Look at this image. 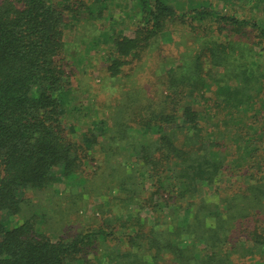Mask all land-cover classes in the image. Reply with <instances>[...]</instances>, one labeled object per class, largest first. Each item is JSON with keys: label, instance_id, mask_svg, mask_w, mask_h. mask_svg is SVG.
I'll list each match as a JSON object with an SVG mask.
<instances>
[{"label": "trees", "instance_id": "trees-1", "mask_svg": "<svg viewBox=\"0 0 264 264\" xmlns=\"http://www.w3.org/2000/svg\"><path fill=\"white\" fill-rule=\"evenodd\" d=\"M222 1L263 19L135 0L131 31L109 0H0V264H264V0ZM173 24L201 48L156 77Z\"/></svg>", "mask_w": 264, "mask_h": 264}, {"label": "rangeland", "instance_id": "rangeland-1", "mask_svg": "<svg viewBox=\"0 0 264 264\" xmlns=\"http://www.w3.org/2000/svg\"><path fill=\"white\" fill-rule=\"evenodd\" d=\"M134 1L135 0H109V9H110L111 18H109L110 21L109 20L105 21V26L107 24L109 26H115L114 24H116L117 26H119L118 30L120 29L125 30L127 28L132 31V27H131V24L133 21L132 8L134 7ZM201 1H207L214 7V9L217 12L222 13V14L236 15L239 18L251 17V19L253 20L263 19L262 17H260L256 9L253 8L251 10L248 6L241 8L238 5H235V6L231 4L227 5V4H224L222 0H201ZM174 3H175L174 7L177 5L176 3L179 4V6H176L175 9L177 10L178 14H181L182 11L188 9L187 6L189 3V0H174ZM66 23H67L66 38L69 41H71L73 38L74 32H75L73 28L74 20L71 17H69L66 20ZM103 25L104 23L101 22L95 28H88L87 36L99 35L104 30ZM173 25L174 27L172 25L168 27V31L166 32V34L156 37L153 40L152 45L148 50V58L150 57L149 60H151V57L153 56H156L158 60L157 68L155 71L156 77H162L163 75L168 74V71H170L173 68L174 69L176 68V72L178 74L185 73L186 68L192 62L193 55H195L197 51L201 48V44H199L196 39V37L201 34L199 32L200 30L193 31L192 29H189L188 27L183 28L181 26L179 27L176 24H173ZM260 25L262 26L261 22H260ZM77 51L79 53V56H82V58H84L83 48H79L78 50H75V48L73 49V53L75 55H78ZM97 56H100V55L98 54ZM95 68L97 69L95 71H98V69H100V66L98 63ZM112 89L114 90V92L110 94V98L112 99L111 95L115 94L114 96L115 99H118L117 95L119 92H116L117 86L114 85ZM66 127H67L66 132L70 135V128H68V126ZM55 189H58L59 192H61V190L63 189V186L60 184H57L55 185ZM95 208L96 207L94 205H92L91 207H87L85 210L86 212L84 214H81L82 217L81 216L78 218L73 217V219L70 220L69 222H67L68 213L64 214L63 216L64 223L67 225V227L68 226L72 227L70 230L67 231L69 236L73 233H80L92 227V223H93L92 217L97 216L94 214Z\"/></svg>", "mask_w": 264, "mask_h": 264}]
</instances>
